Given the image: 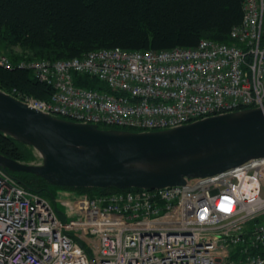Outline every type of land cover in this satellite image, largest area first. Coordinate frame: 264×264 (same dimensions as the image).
<instances>
[{"label": "built area", "instance_id": "1", "mask_svg": "<svg viewBox=\"0 0 264 264\" xmlns=\"http://www.w3.org/2000/svg\"><path fill=\"white\" fill-rule=\"evenodd\" d=\"M243 9L229 43L0 55V67L27 69L51 88L46 100L10 92L30 106L101 126L157 130L263 108L264 0ZM0 264H264V158L183 187L62 188L54 202L0 167Z\"/></svg>", "mask_w": 264, "mask_h": 264}, {"label": "water", "instance_id": "2", "mask_svg": "<svg viewBox=\"0 0 264 264\" xmlns=\"http://www.w3.org/2000/svg\"><path fill=\"white\" fill-rule=\"evenodd\" d=\"M0 133L30 151L28 160L0 152L7 172L64 188L164 189L264 158V107L130 130L58 117L0 88Z\"/></svg>", "mask_w": 264, "mask_h": 264}, {"label": "trees", "instance_id": "3", "mask_svg": "<svg viewBox=\"0 0 264 264\" xmlns=\"http://www.w3.org/2000/svg\"><path fill=\"white\" fill-rule=\"evenodd\" d=\"M243 14V0H0V40L25 50L15 60L70 59L101 48L195 47L204 38L229 43ZM0 88L44 100L51 94L31 71L19 68L0 67ZM0 152L18 160L30 158L24 145L1 133ZM8 172L52 202L64 188L34 175ZM68 189L91 196L117 190Z\"/></svg>", "mask_w": 264, "mask_h": 264}, {"label": "rangeland", "instance_id": "4", "mask_svg": "<svg viewBox=\"0 0 264 264\" xmlns=\"http://www.w3.org/2000/svg\"><path fill=\"white\" fill-rule=\"evenodd\" d=\"M0 55H7L10 59L13 61H17L13 58H16V56H23L25 55V50H23L21 47L5 44L0 40ZM27 58V57H22ZM61 206L59 205V209Z\"/></svg>", "mask_w": 264, "mask_h": 264}]
</instances>
